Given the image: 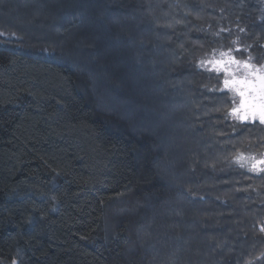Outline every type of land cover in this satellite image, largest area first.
Masks as SVG:
<instances>
[{"label":"trees","instance_id":"16d2710c","mask_svg":"<svg viewBox=\"0 0 264 264\" xmlns=\"http://www.w3.org/2000/svg\"><path fill=\"white\" fill-rule=\"evenodd\" d=\"M221 59L264 69V0H0V264H264Z\"/></svg>","mask_w":264,"mask_h":264},{"label":"snow or ice","instance_id":"6c2138e0","mask_svg":"<svg viewBox=\"0 0 264 264\" xmlns=\"http://www.w3.org/2000/svg\"><path fill=\"white\" fill-rule=\"evenodd\" d=\"M223 57V54H221ZM207 63L212 65V70L224 72L226 78L223 83L225 88L235 91L240 96L239 109H233V114L243 110L244 115L241 119H248L249 116L260 123L264 124V69H256L253 65L245 63L243 68L245 75L243 78L236 77V71L231 70L232 64L239 65L240 62L230 59L210 60ZM242 158V157H241ZM259 163L264 164V161ZM255 168V165H253Z\"/></svg>","mask_w":264,"mask_h":264},{"label":"rangeland","instance_id":"374dc122","mask_svg":"<svg viewBox=\"0 0 264 264\" xmlns=\"http://www.w3.org/2000/svg\"><path fill=\"white\" fill-rule=\"evenodd\" d=\"M233 66L235 67V69H232V71H236L237 66L236 65H233ZM240 69L241 68H239V71H236V77L237 78H243V76L246 74L244 71L243 72L240 71ZM233 92L238 99V105H237L236 109H239V103H240L241 98L237 92H235V91H233ZM237 114H238V117L240 119L244 115V112H243V110H240L237 112ZM248 119H252V118L249 116ZM242 161L245 162L248 166H250L253 169H257V170L264 169V164L259 163L260 161H264V153L258 157H252V156L242 157ZM253 165H255V168L253 167Z\"/></svg>","mask_w":264,"mask_h":264}]
</instances>
